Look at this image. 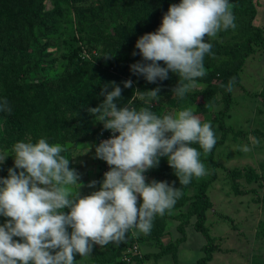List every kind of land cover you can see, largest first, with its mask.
I'll return each instance as SVG.
<instances>
[{
	"label": "rangeland",
	"instance_id": "obj_1",
	"mask_svg": "<svg viewBox=\"0 0 264 264\" xmlns=\"http://www.w3.org/2000/svg\"><path fill=\"white\" fill-rule=\"evenodd\" d=\"M6 2L12 14L19 10L17 0ZM171 2L179 4L180 0ZM229 3L236 27L221 30L214 39L205 38V42L213 45L212 55L205 56L207 74L197 78L198 87L187 93L183 100L173 92L160 89L159 99L150 105L151 111L159 116L192 108L201 122H211L217 141H221L214 151L215 167L211 166L209 155L205 157L199 145L193 144L192 147L201 152L200 159L209 174L200 179L193 177L188 185L181 186L167 158L160 157L158 166L144 173L146 183L165 181L180 187L183 194L173 208L166 210L163 216H155L150 233L134 236L136 242L132 247H124V242L118 245L111 242L113 249L94 244L90 256L74 254L76 264H199L206 256L204 246L208 243L205 235L195 227L197 208L203 204L197 198L199 189L196 184L200 183L208 184L206 195L210 200L204 210L205 225L214 244L208 264H264V47H256L255 53L247 57L239 71L240 82L232 88V104L224 119L225 130L220 123V110L224 107V103L219 101L221 92L214 94L215 103L211 107L203 112L197 111L198 103L203 101L199 92L208 87L218 89L231 67L238 63L244 50L243 44L252 35L247 30L248 20L238 18L234 1L229 0ZM109 4V0H44L42 11L38 14V19L42 21L37 22L27 16L22 20L16 18L17 27L12 25L11 29L2 21L0 68L20 66L23 71L17 85L21 88L45 82L55 86L63 108L64 93H69L73 86L80 88L79 82L84 79L91 80L96 74L104 76L107 73L113 74L112 78L116 75L123 80L120 99L125 95L131 96L129 100L136 103L129 104L128 100L121 104L117 100L119 107L139 109L147 106L133 97H137V90L146 92L159 88L160 79L148 82L143 75L131 71V65L149 61L143 59L135 43L125 47L122 40L136 34L135 25L129 15ZM155 7L150 9L156 14L150 13L147 18L149 23L153 22L152 32L159 28L163 15L168 11L157 13ZM255 7L252 23L261 28L264 35V0H255ZM158 63L166 67L164 62ZM168 76L176 87L179 81L177 74L169 71ZM128 80L132 81L131 88L124 87V82ZM112 84L110 81V86ZM172 95L174 100L170 97ZM97 106L99 104L92 108ZM73 115L67 113V122ZM23 119L21 117V121ZM86 120L72 124L69 130L64 120H56L52 127L47 128L22 124L25 135L21 139L12 137L11 130L6 128L0 135V155H10L0 163V178H7L8 169L14 167L11 150L16 142L35 143L44 138L50 144L58 143L66 149L61 154L69 159V167L78 173L80 187L73 188L79 187L80 196L99 190L104 173L110 170V166L96 157L95 148L100 144L97 135L92 131L82 139L76 128L90 123L93 130H97L103 124L90 112ZM0 125L4 128V119L0 120ZM252 138L259 140V144L253 145ZM243 146L251 150L241 151ZM139 203H142V198L138 195V206ZM63 211L68 213L70 209L66 207ZM7 219L0 215V226ZM181 226L185 234L180 232ZM67 230L69 233L72 231L71 227ZM183 235L185 240L179 244L176 254L167 252L161 258L151 256L162 251V244L176 242ZM13 239L20 240L19 237ZM108 257L111 260L107 261Z\"/></svg>",
	"mask_w": 264,
	"mask_h": 264
},
{
	"label": "clouds",
	"instance_id": "obj_2",
	"mask_svg": "<svg viewBox=\"0 0 264 264\" xmlns=\"http://www.w3.org/2000/svg\"><path fill=\"white\" fill-rule=\"evenodd\" d=\"M234 21L229 0L171 4L158 30L136 41L149 63L133 64L131 71L148 82L167 79L169 71L177 74L178 85L172 92L183 100L198 87L197 78L207 74L204 59L212 55L213 45L205 38L235 29ZM234 84L235 77L226 90L231 91ZM124 87L131 88L132 81H125ZM159 91H136L133 99L147 106L118 107L115 101L122 89L114 85L99 106L89 109L114 133L95 148L96 157L106 161L110 170L104 173L100 189L89 195H79L78 173L61 154L66 151L62 145L44 138L13 145L14 167L8 169L7 178H0V215L9 218L0 226V264H76L74 254L90 256L94 244L118 245L130 232L149 234L153 218L170 211L183 194L180 187L165 181L146 183L144 173L158 166L160 157L167 158L181 186L209 174L201 152L192 145L198 144L205 157L211 153L217 143L211 122H201L192 108L157 115L150 105L159 99ZM0 111L11 113L7 98L0 101ZM252 143L258 145L259 140L252 138ZM240 150L251 149L243 146ZM8 155H0V163ZM138 195L142 198L139 206ZM66 207L68 213L63 211Z\"/></svg>",
	"mask_w": 264,
	"mask_h": 264
},
{
	"label": "trees",
	"instance_id": "obj_3",
	"mask_svg": "<svg viewBox=\"0 0 264 264\" xmlns=\"http://www.w3.org/2000/svg\"><path fill=\"white\" fill-rule=\"evenodd\" d=\"M7 0H0V23L3 21L6 24V27L11 29L12 25L17 27L16 18L27 19L32 18L34 21H42L38 19V14L42 11V6L44 0H17L18 11L16 13L10 12V8L8 7L9 3ZM235 6L238 10L237 17H244L248 20L247 30L252 32V35L245 41L243 44V53L235 66H232L229 70L230 72L225 75V79L219 83L218 89L214 90L211 87H208L201 92L203 101L198 103L197 111L203 112L208 105L214 104V94L217 92L222 93V97L219 101L224 103V107L220 110V120L221 127L225 130L224 119L226 114L229 112L231 104H232V90H226V86L229 80L235 77V84L237 85L240 82L239 71L244 64V61L247 57L255 53L256 47L263 46L264 47V35L261 31V28L255 26L252 23L253 17L256 14L255 0H233ZM109 5L111 7H118L119 10L125 12L129 15L131 22L135 25V35H131L130 37L123 38V44L125 47H129L131 44H136L138 38L146 33L152 32L151 28L153 26V22L149 23L147 20L148 15L150 13L156 14V12H152L153 9H150L151 6L156 5L155 9L158 12H165L168 10L171 4H176L171 2V0H109ZM161 10V11H160ZM27 16V17H24ZM153 16V15H152ZM155 19V18H154ZM19 20V21H20ZM31 27V26H30ZM156 28L154 31H157ZM22 68L20 66L15 67H7L0 68V101L4 98H7L9 105L12 108L11 113L0 111V120L4 119V128L0 125V135L4 134L6 130H11V136L17 137L19 139L23 138L25 135L22 132L23 125L27 127H41L47 128L52 127V123L56 120H64L66 121L67 129L69 130L72 124L82 122L83 120L87 122L86 118L89 116V109L94 107L96 104H101L105 99V93L112 91L113 86L117 85L121 89L122 88V79L119 77L112 78L114 76L109 73L104 76H99L98 74L95 77H92L91 80L84 79L79 82V87H72V90L69 93H64V105L62 106V100L57 97V92L55 91V86L51 87L47 82L38 84L37 86H28L27 88H21L17 85V79L22 74ZM115 80V81H114ZM62 81L61 79L59 80ZM68 80L62 82L66 83ZM110 81L113 84L110 86ZM159 89H163L166 91H170L172 93V89L175 88V83L168 76L165 80H160ZM121 84V85H120ZM62 89V88H60ZM168 92V94H171ZM131 96H123L121 99L119 98V102L121 104H125ZM172 100H174V96H170ZM66 101V102H65ZM137 101V100H136ZM116 102V101H115ZM134 103V104H133ZM133 105H136L135 102H132ZM61 105V106H60ZM119 107V106H118ZM22 108V109H21ZM73 113L74 115L70 117V120L67 122V113ZM63 118L61 119L60 117ZM21 117H24L21 121ZM23 124V125H22ZM7 128V129H6ZM6 129V130H5ZM78 133H81V138L88 135L90 132H94L95 136L97 135V140L101 143L102 132H108L104 126L97 128V130H93V127L90 123H87L85 126H79L76 128ZM221 144V141H217L216 145L212 149L209 154V160L211 162V166L215 167L214 151L218 145ZM233 173L234 170H231ZM199 189L198 200H202V206L197 208L198 220L195 223V227L197 231L203 233L208 240V243L204 246V250L206 252V256L200 261L199 264H208V260L211 258L212 252L214 250V244L212 242L211 236L208 232V228L205 225V215L204 210L206 206L209 204V198L206 195L207 183L196 184ZM187 222V221H186ZM182 234H185V229L183 226L179 228ZM18 238V237H16ZM185 240V235L179 238L176 242L169 243L167 245L162 244V251L157 254H153L155 258H161L167 252H172L176 254L179 244ZM134 236L131 232L127 235L126 240L124 242V247L133 246ZM108 249H113L114 246L109 243L106 245ZM131 246V247H132ZM122 249V248H121ZM150 256V257H151ZM146 260V255L144 256ZM149 257V256H148ZM111 260V257H108L107 261Z\"/></svg>",
	"mask_w": 264,
	"mask_h": 264
},
{
	"label": "built area",
	"instance_id": "obj_4",
	"mask_svg": "<svg viewBox=\"0 0 264 264\" xmlns=\"http://www.w3.org/2000/svg\"><path fill=\"white\" fill-rule=\"evenodd\" d=\"M114 135V133L111 130H108V132H102L101 142L111 138ZM115 135H118V133H115Z\"/></svg>",
	"mask_w": 264,
	"mask_h": 264
}]
</instances>
